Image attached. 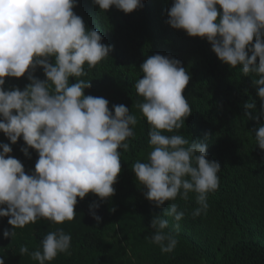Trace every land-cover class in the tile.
I'll list each match as a JSON object with an SVG mask.
<instances>
[{
	"label": "clouds",
	"instance_id": "1",
	"mask_svg": "<svg viewBox=\"0 0 264 264\" xmlns=\"http://www.w3.org/2000/svg\"><path fill=\"white\" fill-rule=\"evenodd\" d=\"M93 3L103 12L115 7L125 14L144 6L143 0ZM75 7L77 0H0V132L13 145L22 137L26 157L30 158L29 149L38 153L35 171L26 174L23 164L10 155L12 148L0 144V218L7 217L13 228L4 230L6 239L39 219L55 224L73 221L78 198L90 193L101 201L111 198L121 172L119 150L127 151L129 138L134 137L138 120L125 105H114L110 111L105 98L84 94L91 87L90 79L84 78L86 67L96 68L113 49L101 42L97 30L85 27ZM168 17L173 29L206 39L221 62L232 69L240 66L243 76L255 77L264 116V0H173ZM38 67L44 70V81L33 76ZM141 71L143 78L135 89L143 102L137 107L150 125L152 150L146 162L138 160L132 169L147 189V200L156 207L170 202L163 216L171 217L178 231L184 213L175 201L195 194L198 207L193 216L206 214L208 196L219 188L220 165L207 159L206 141L174 134L192 112L182 95L191 77L181 62L156 54L146 59ZM26 73L31 83L24 90L4 89L6 77ZM70 78L77 82L70 84ZM245 108L254 109L255 104L246 103ZM255 140L264 150V125L255 130ZM92 216L100 222L95 212ZM168 227L161 216L151 220L155 229L151 239L162 253L173 252L178 244L165 231ZM71 240L58 229L46 234L41 250L29 253L22 246L19 252L46 264L68 254Z\"/></svg>",
	"mask_w": 264,
	"mask_h": 264
},
{
	"label": "trees",
	"instance_id": "2",
	"mask_svg": "<svg viewBox=\"0 0 264 264\" xmlns=\"http://www.w3.org/2000/svg\"><path fill=\"white\" fill-rule=\"evenodd\" d=\"M143 4L130 14L115 7L103 12L93 0H77L73 9L85 27L97 30L101 42L113 49L96 68L86 67L88 76L84 78L90 79L91 87L84 94L105 98L110 111L114 105H125L138 120L129 149L119 150L121 172L113 185L115 194L104 201L91 193L83 200L78 198L73 221L55 224L39 219L16 229L14 238H4V230L13 228L7 217L0 218V258L5 264H38L29 254L21 255L20 247L27 246L29 253L41 250L46 234L58 229L72 237L69 253L46 264H264V150L255 140L264 116L253 85L255 77L243 76L240 66L232 69L221 62L206 39L173 29L167 23L173 0H143ZM156 54L179 60L191 77L182 95L192 112L174 134L206 141L207 159L220 165L219 188L209 194L206 214L193 216L198 207L195 194L175 201L184 213L178 231L173 219L163 216L170 202L156 207L147 200V189L132 169L138 160L146 162L152 150L150 125L137 107L143 98L135 84L143 78L141 65ZM33 76L46 79L39 67ZM27 77L28 73L21 78L6 77L4 89L24 90L31 83ZM76 82L70 78V84ZM246 103H254L255 108L246 109ZM0 144L12 148L10 155L23 164L26 174L35 171L38 153L29 149L30 158L26 157L21 151L27 147L22 137L13 145L0 132ZM97 204L98 208L90 207ZM92 212L101 218L99 223ZM154 216L168 220L165 231L178 240L171 253H162L152 242Z\"/></svg>",
	"mask_w": 264,
	"mask_h": 264
}]
</instances>
